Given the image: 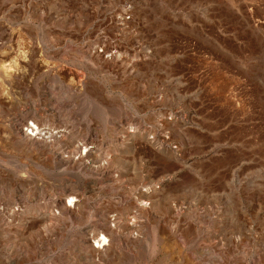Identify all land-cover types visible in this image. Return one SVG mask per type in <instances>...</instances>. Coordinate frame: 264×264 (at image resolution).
Wrapping results in <instances>:
<instances>
[{
	"label": "rangeland",
	"instance_id": "1",
	"mask_svg": "<svg viewBox=\"0 0 264 264\" xmlns=\"http://www.w3.org/2000/svg\"><path fill=\"white\" fill-rule=\"evenodd\" d=\"M0 264H264V0H0Z\"/></svg>",
	"mask_w": 264,
	"mask_h": 264
},
{
	"label": "bare ground",
	"instance_id": "2",
	"mask_svg": "<svg viewBox=\"0 0 264 264\" xmlns=\"http://www.w3.org/2000/svg\"><path fill=\"white\" fill-rule=\"evenodd\" d=\"M29 115H27V117H28ZM23 131L25 132V134L26 135H30V136H34L35 134H36V132H37V127L36 126H34V124H32V123H28V125L26 126V128H24L23 129ZM57 147V146H56ZM66 164V163H65ZM69 193L70 192H72L71 190L70 191H68ZM67 193V192H66ZM66 194V200H68V204L67 205H65V206H69L70 204H72V202L74 203V201H75V199L73 198V194H72V196H71V194ZM75 197V196H74ZM64 206V205H63ZM65 214V213H64ZM11 216V215H10ZM16 218V217H15ZM101 227L103 226V224H99ZM104 226H105V224H104ZM104 226L102 227L103 229H104ZM100 227V228H101ZM99 229V228H98ZM107 229L108 228H105V231H103V230H101V231H103V232H105V233H107L106 231H107ZM100 231V232H101ZM110 232V231H109ZM108 232V233H109ZM103 234V233H102ZM102 234H100V233H97L96 235H99L100 236V238H98L97 240H95V242L97 243V245H99L100 243L102 244V245H104L105 244V242H106V237L104 236V234L102 235ZM85 245H87V244H85ZM84 246V245H83ZM86 248V247H85Z\"/></svg>",
	"mask_w": 264,
	"mask_h": 264
}]
</instances>
